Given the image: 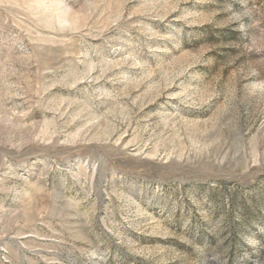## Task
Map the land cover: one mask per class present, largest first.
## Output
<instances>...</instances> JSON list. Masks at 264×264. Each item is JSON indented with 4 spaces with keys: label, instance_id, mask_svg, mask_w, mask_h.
<instances>
[{
    "label": "rangeland",
    "instance_id": "obj_1",
    "mask_svg": "<svg viewBox=\"0 0 264 264\" xmlns=\"http://www.w3.org/2000/svg\"><path fill=\"white\" fill-rule=\"evenodd\" d=\"M0 264H264V0H0Z\"/></svg>",
    "mask_w": 264,
    "mask_h": 264
}]
</instances>
